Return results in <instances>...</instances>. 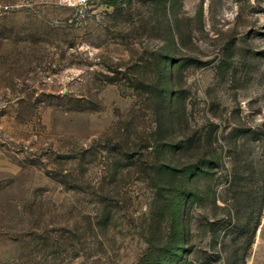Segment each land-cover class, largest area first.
<instances>
[{"label":"rangeland","instance_id":"obj_1","mask_svg":"<svg viewBox=\"0 0 264 264\" xmlns=\"http://www.w3.org/2000/svg\"><path fill=\"white\" fill-rule=\"evenodd\" d=\"M0 4V264H264V0Z\"/></svg>","mask_w":264,"mask_h":264},{"label":"built area","instance_id":"obj_2","mask_svg":"<svg viewBox=\"0 0 264 264\" xmlns=\"http://www.w3.org/2000/svg\"><path fill=\"white\" fill-rule=\"evenodd\" d=\"M79 2H85L86 0H78ZM21 5H12V4H0V23L4 20V18L14 11L15 9L20 8Z\"/></svg>","mask_w":264,"mask_h":264},{"label":"trees","instance_id":"obj_3","mask_svg":"<svg viewBox=\"0 0 264 264\" xmlns=\"http://www.w3.org/2000/svg\"><path fill=\"white\" fill-rule=\"evenodd\" d=\"M185 174H183V175H181L180 176V178L183 180V181H186V178H185ZM185 191H184V188H182V193H184ZM179 194V196H181V194L180 193H178Z\"/></svg>","mask_w":264,"mask_h":264}]
</instances>
